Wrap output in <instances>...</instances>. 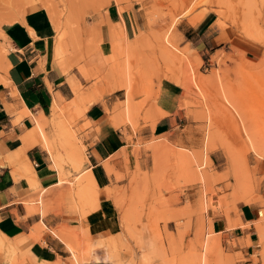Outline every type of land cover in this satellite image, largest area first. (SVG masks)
<instances>
[{"label":"rangeland","instance_id":"obj_1","mask_svg":"<svg viewBox=\"0 0 264 264\" xmlns=\"http://www.w3.org/2000/svg\"><path fill=\"white\" fill-rule=\"evenodd\" d=\"M5 2L0 3V26L33 5L54 13L60 27L55 58L81 80L76 95L83 104L72 99L71 110L55 106L46 118L51 127L41 122L47 138L42 143L57 156L55 166L81 173L83 148L69 121L80 118L92 95L115 99L110 109L112 118L120 116L115 126L127 125L134 136L123 153L125 169L116 175L123 185L113 192L120 221V232L108 238L114 264H235L212 220L230 217L241 200L259 205L263 224L257 225L255 251L248 258L239 253L238 259L264 264V0ZM107 10L117 20L110 25L109 40L102 42L96 18ZM123 20L126 26L119 23ZM221 33L219 40L209 39ZM162 80L180 85V105L196 124L195 147L148 135L164 114L154 111ZM30 132L41 139L36 125ZM63 172L58 189H50L51 203L45 196L51 191H40L33 199L40 201L35 210L79 218L95 209L99 194L89 174ZM70 200L74 204L65 206ZM235 225L231 220L228 227ZM70 234L78 242L70 245L72 256L48 264H83L80 232ZM1 248L4 264H18L14 251Z\"/></svg>","mask_w":264,"mask_h":264},{"label":"crops","instance_id":"obj_2","mask_svg":"<svg viewBox=\"0 0 264 264\" xmlns=\"http://www.w3.org/2000/svg\"><path fill=\"white\" fill-rule=\"evenodd\" d=\"M115 16L116 13L107 10L96 18L101 20L102 42L109 40L110 25L117 20ZM119 23L126 26L125 20ZM200 25L197 27L201 29L204 25ZM218 36L223 37V33L209 39L219 40ZM55 37L56 28L43 8L27 11L0 26V236L7 242L1 251H14L18 264L64 260L73 254L70 245L78 244L70 234L74 230L80 232L83 264H114L108 238L120 232V221L113 192L115 186L123 185V180L116 181V175L124 171L123 153L135 139L127 125L111 123L110 109L116 102L111 96L102 95L86 102L80 118L69 121L83 148L81 173L87 172L91 185L97 186L98 206L79 218L74 214L35 210V204L40 201L33 199L40 191L58 189L60 171L77 177L81 174L66 165L62 169L56 167L57 156L42 143L47 144L46 135V141H36L30 134L36 119H40L45 129L51 127L46 118L55 106L71 110L72 99L83 104L82 98L76 95L80 78L69 67L63 70L55 58ZM181 94L180 85L161 81L154 111L161 110L164 114L149 127L148 135L163 136L167 142L179 146L195 147L196 124L180 105ZM125 130L131 134V140ZM106 163L111 165L113 173L107 170ZM108 190L110 196L106 194ZM53 194V191L45 194L48 204ZM73 204L74 200H70L65 206ZM260 214L258 204L241 200L230 217H213L212 228L222 233L227 253L234 256L235 264L251 262L240 261L238 254L248 258L255 251L259 239L257 225L263 224ZM231 220L236 225L229 228ZM1 259L0 256V264H4Z\"/></svg>","mask_w":264,"mask_h":264},{"label":"bare ground","instance_id":"obj_3","mask_svg":"<svg viewBox=\"0 0 264 264\" xmlns=\"http://www.w3.org/2000/svg\"><path fill=\"white\" fill-rule=\"evenodd\" d=\"M5 2V0H0V3L2 4V3H4ZM6 3V2H5ZM38 6L39 5H33V6H31V10H35V9H37L38 8ZM217 12V11H216ZM219 12V14L221 13L220 11H218ZM218 12H217V14H218ZM222 15V14H221ZM50 19H51V21H52V23H53V25H54V27L56 28V30H58V29H60V27H59V25H58V21H57V19H56V16L54 15V13H50ZM4 20V19H3ZM192 20V19H191ZM196 20V19H195ZM194 20V21H195ZM193 20L191 21L192 23L194 22ZM60 38V37H59ZM60 41H61V38L59 39V40H57V42L58 43H60ZM63 68V70H67V68L68 67H66V66H62ZM65 72V71H64ZM81 72H82V75L84 76V77H86V78H89V75L86 73V71L84 70V69H81ZM95 96V95H94ZM226 96V95H225ZM92 97H93V95H92ZM90 98L89 99V101H92V100H96V98L95 99H93V98ZM220 97V96H219ZM227 97V96H226ZM221 100V99H220ZM55 109V108H54ZM118 117H120L119 115L117 116V117H113L112 118V122H114V125L116 124H118L120 121L117 119ZM240 118H241V115L239 116ZM42 119H44V118H42ZM41 119V120H42ZM246 120V119H245ZM35 125H36V127H37V129L39 130V135H40V137H41V139H43L44 141H46V138H45V134H44V132H43V130L41 129V121H40V119L38 120V119H36L35 120ZM264 137V136H263ZM38 141V140H37ZM47 142V141H46ZM106 166H111L110 164H107L106 163ZM34 177V176H33ZM32 177V175L30 176V181L32 182V181H34V178ZM204 177V176H203ZM36 231H39V230H36ZM3 244H4V241H3V239H2V237L0 236V246H3ZM205 255V254H204ZM205 259V258H204ZM204 261V260H203ZM202 262V261H201ZM205 264V263H204Z\"/></svg>","mask_w":264,"mask_h":264}]
</instances>
